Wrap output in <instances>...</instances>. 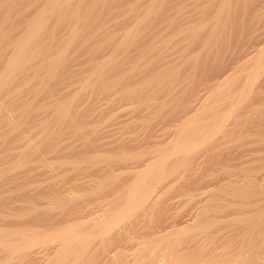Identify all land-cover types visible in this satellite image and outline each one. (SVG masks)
<instances>
[{
	"label": "bare ground",
	"instance_id": "obj_1",
	"mask_svg": "<svg viewBox=\"0 0 264 264\" xmlns=\"http://www.w3.org/2000/svg\"><path fill=\"white\" fill-rule=\"evenodd\" d=\"M122 1L120 4H125L120 9L124 5L127 7L121 10L124 17H121L120 10L118 17L124 18V25L134 17L135 28L123 26L126 28L119 32V29H103L108 24L107 13L112 12L109 0H31L30 10L22 9L26 5L23 0H0V189L4 184L2 181L11 183L7 190L12 193L9 199L13 201L0 196V227H6L4 232L0 230V264H9L11 259L16 260L12 264H87L93 259L99 260L97 264H264V253L259 252L263 248L260 246L262 249L258 248L261 249L258 251L254 245L257 242L255 234H264L261 229L264 228V216H261L264 211H255L257 217L252 212L259 206L261 210L264 205V193L259 192L264 190L263 186L258 185V188L254 183L257 187L253 188L250 178L245 185L248 189L229 183L228 187L219 188L222 191H213L208 190L211 178L201 180L200 175H206L209 166L216 167L217 162L208 164L211 158L209 163H214L213 156L221 160L215 151H219L218 144L225 138L233 137L236 141V144H229L227 139L219 145V153L224 157L219 162L225 165L223 161H227L225 157L228 159L233 149L230 145H241L243 140L250 138L259 144L264 141V0H194V3L188 0V8L187 3L184 6L187 11L193 4L197 7L190 18L185 17L187 11L184 16L180 15L184 11L182 0H177L180 3L151 0L143 11L139 8L144 3L142 0H125L128 4ZM115 3L113 6H117ZM115 8L118 10V6ZM114 9L112 13H115ZM178 11H182L179 18L175 15ZM195 15L201 21L210 20L212 29L205 31V27L202 30L195 26L170 29L179 19L180 22L185 21L184 18L193 19L192 24L196 23ZM109 19L113 20L112 17ZM155 19L167 29H162L158 22L152 24ZM144 23L152 24V28L143 29ZM139 25L141 29L137 28ZM154 25L157 29H153ZM199 26L202 27V23ZM197 46L203 54L199 50L201 54L194 55L189 65V54L193 55ZM80 49L87 51V55L91 51L96 53L84 61L89 65L92 78L79 77L81 85L70 84L76 86L74 95L68 96L65 102H62L63 97L50 99L48 104L53 109L41 113L39 107L44 103L40 106L38 99L48 92L55 94L52 87L63 78L70 56H75ZM82 51L79 53H84ZM186 52L189 58H186ZM187 68H191L192 76L189 78L187 74V80L181 85L179 78ZM92 79L102 94V90L116 87L117 107L110 103L101 108L102 114L107 115L112 110L117 112V108L128 111L130 120L142 121L139 122L141 128L139 123L137 125L140 131L136 136L137 127L132 125L135 123L127 120L130 122L126 121L125 127L128 130L134 128L133 133L131 131L134 136L126 138L124 135L129 134L121 133L126 139L120 136L119 141L97 142L99 127L93 126L94 121L88 118L93 109L89 108L90 105L82 111L76 109ZM135 83L139 84L135 86ZM100 92L96 99L100 98ZM107 92L106 99H114L116 92L113 91L114 97H110L112 91L111 95ZM169 105L171 109L167 108V112L162 110ZM247 112L256 115L249 117L252 122L248 121L249 118H242ZM32 120L38 121L28 128L25 123ZM21 123L26 126L23 131L28 128V139L23 136ZM31 124L29 122L28 126ZM4 125H9L15 133L22 132L20 136L25 140L20 143L21 138L10 137L7 131L9 135L5 134ZM168 125L173 126L172 129H168ZM66 130L81 140L74 148L68 147L73 149L71 151L61 145L62 150L65 146L69 153L66 149V153L60 152L56 145ZM242 137L244 139L240 140ZM250 140L252 147L251 143L256 141ZM214 143L215 146L218 143L214 146L216 150L212 146ZM222 145L226 147V155L221 150ZM227 148H231L229 152ZM51 149L55 150V156H44L45 151L53 152ZM53 158L57 160L55 164L50 160ZM13 159L20 162H17L19 167L27 166L18 171L15 165L19 173L3 168L4 160ZM31 161L39 162L38 173H31ZM56 164L59 171L54 170ZM58 172L62 174L63 182L57 177L62 184L46 178L56 177ZM38 176H44L46 182H37L42 180ZM30 182L39 183L35 191L28 188ZM255 187L259 190H254ZM223 193L230 197L218 201ZM176 194L179 197L189 195L187 204L199 207L193 212L196 214L191 212L190 217L187 215L188 218L181 220V211L171 212L173 208L177 209L172 206L177 201H172L177 198ZM191 204L184 205L183 202L184 212ZM52 205H57L56 211ZM173 205L178 206V203ZM12 212L15 220L7 221ZM230 214H236L237 220L240 219L242 226L239 225L235 235L244 238H239L245 241L243 251L249 249L243 252L244 256L231 257L232 250H228L229 259L224 254L226 245L222 247L225 250H220L226 252L218 258L216 254L207 258L203 249L192 251L194 246H200L198 230L205 232L206 227L215 226L212 231H206L211 238L221 222L219 219ZM23 216L27 217L21 220ZM173 216L175 224L170 225ZM140 222L145 225L141 226ZM246 226L250 230L244 233ZM127 248L132 253H126ZM236 248H239L238 244Z\"/></svg>",
	"mask_w": 264,
	"mask_h": 264
},
{
	"label": "rangeland",
	"instance_id": "obj_2",
	"mask_svg": "<svg viewBox=\"0 0 264 264\" xmlns=\"http://www.w3.org/2000/svg\"><path fill=\"white\" fill-rule=\"evenodd\" d=\"M20 1H22V0H20ZM110 1H111V7L113 8L114 6H115V7L118 6V10H117V8L114 7V8L116 9V10H115V9L113 8L115 13H112V12H113V9H112V8H111V11H112V12L109 13L111 16L107 13L106 16L109 17V18L112 17L113 20H111V19L108 18V19H107V20H108V21H107L108 24H105V25H104L105 27H103V29H106V28H107V29H119V32H120V31H122V30H120V29H125L126 27H128V25H130V26L128 27V29H133V28H135V25H134V17H131V18L126 22V25H124V22H123V19H124V18H121V17H124L123 14H122V11H121V10H123V9L126 8L127 6L124 5L125 7H124V8L122 7L121 9H120V7L123 6V4H125V3H123V1H124V2H126V1H125V0H123V1L120 0V1H122L123 4H120L121 2H120L119 0L116 1V3H115V0H113V3H112V0H109V2H110ZM150 1H151V0H145V1L142 0V2H144L145 4L143 3L139 8L142 9V11H143V9L146 8V6L148 5V3H149ZM176 1H177V0H176ZM176 1L174 0V2H176ZM186 1H187V2H186ZM189 1H190V0H189ZM189 1H188V0H182V3H184V5H181V8L184 7L186 3H187L186 8H188V2H189ZM192 1H193V3H194V0H192ZM177 2H179V1H177ZM24 3H25L26 5L28 4V8H26V5H24ZM114 3L117 4V6H116V5L113 6ZM126 3L128 4V2H126ZM179 3H180V2H179ZM182 3H181V4H182ZM191 3H192V2H191ZM191 3L189 4L190 6L193 4V3H192V4H191ZM31 4H32V3H31V0H30L29 2H28V0L25 1V2H24V0H23V5H24V6L22 7V9H23V10H25V9L30 10L29 7H31ZM145 5H146V6H145ZM24 8H25V9H24ZM31 9H32V7H31ZM183 9H184V11H183ZM183 9H181L183 12H182V11H178L177 14H175V15L178 17L179 12H180V13L182 12V14H180V15L184 16V15H185V12L187 11V9H185V7H184ZM195 9H197V7L194 6V4H193V6H191V8L189 7L188 11L186 12V14H188V15H185V17L190 18V15H192V17H193L194 14H191V13H193ZM119 10L121 11V12H120V13H121V17H120V18L118 17V16H120ZM192 10H193V11H192ZM116 11H117V12H116ZM112 15H113V16L115 15V16L113 17ZM175 15H174L173 17H176ZM107 17H106V18H107ZM195 17H196V15H195ZM114 18H115V19H114ZM178 18H179V17H178ZM187 18H184L186 22L183 21V20L180 22L181 19H179V22L177 23V25H175L173 28L171 27L170 29H174V28H175V29H178V26H180L181 29H183V28L186 29V28H188L187 26H189V27H194V26H195V27H197L196 29H202L203 27H205V31L208 30V29H212L211 25H210V27H209V24H211V22H210V20L208 21V19H203V20L201 21L199 18L197 19V17H196V20H197L196 23L193 21L194 23L192 24L191 21H192L193 19H190V20H189V19H187ZM117 19H119L120 21L117 20ZM121 19H122V20H121ZM175 19H176V18H175ZM132 20H133V21H132ZM188 20H189L190 22H187ZM194 20H195V19H194ZM199 20H200L201 22H200ZM206 20H207L208 22H207ZM112 21H114V22H112ZM115 21H116V22H115ZM118 22H119V23H118ZM128 22H129V23H128ZM132 22H133V23H132ZM157 22L160 24V27H162V25L164 26V24L161 25V21H158V20H156V19L152 22V24H156V25H157V24H158ZM199 22H200V23H199ZM206 22H207V24H206ZM111 23H112V24H111ZM113 23H114L116 26H115ZM120 23H121V24H120ZM131 23H132V24H131ZM190 23L192 24L191 26L189 25ZM198 23H199V24H198ZM201 23H202V27L199 26ZM109 24H110V25H109ZM140 24H141V23H140ZM144 24H145V23H144ZM144 24H142V26H143L142 28H143V29H151V28H152V24L149 25V26L146 25V24L144 25ZM182 24H183V25L185 24V25L183 26ZM107 25H108V27H107ZM181 25H182V27H181ZM114 26H115L116 28H115ZM123 26H126V27L124 28ZM110 27H112V28H110ZM130 27H132V28H130ZM153 27H155V25H154ZM137 28H138V29H141V28H140V25H139ZM158 28H159V26H158ZM153 29H157V27H155V28H153ZM160 29H161V28H160ZM162 29H167V28L162 27ZM203 29H204V28H203ZM203 29H202V30H203ZM195 48H196V47H195ZM195 48H194V51H193V52L191 51V52L193 53V55H190V54H189V57L191 56V59L188 57V54H187L188 52H186V54H187L186 58H189V60H190V61L187 62L189 65H190V62L192 63L191 60L193 59V56H194V55H196V54H201V53L203 52L200 48L198 49V46H197V49H198V50L195 49ZM199 50L201 51V53H200ZM203 50H205V49H203ZM79 51L81 52L82 50H81V49L78 50V52H77L78 54L75 53V54H74L75 56H72V57L70 56V64L68 65V67H67V68L65 69V71L63 72V73H64V74H63V78H64V79L61 78V79H59V80H57V81L55 82V85H54V86H55L57 89H56L54 86H53L54 89H53V87H52V90H53V92H54L55 94H52V93L48 92V93L45 94L44 96L40 97V99H38L40 106H42L43 103H44V105H45V106L43 105L42 107H39V106H38L39 109L41 108V109H40V112H41V113H47V112H49V110L51 111V110L53 109L52 106L48 104L49 101H50V99H53V98H60V99H61V98L63 97V99H62L63 101H62V102H65V101L67 100V98H69L68 96L71 97L72 95H74V94H73V93H74L73 90L75 89L76 86L81 85V82H82V81H81L82 79H80L79 77L82 78L83 76H85V77H87V78H89V77L92 78V76L89 75V74H91V73H90L91 71H90V72L88 71V70H89V65H88V63H86V62H84V61H86V59H87L88 56H89V57H90V56H94V55H96V53L91 51V52H90L91 54L89 53V54L87 55V53H88L87 51H84V50H83L84 53H79ZM83 51H82V52H83ZM195 51H196L197 53H196ZM191 52H190V53H191ZM92 53H93V54H92ZM79 54H80V56H79ZM202 54H203V53H202ZM179 55H180V54H179ZM81 65H82V66H81ZM70 66H71V67H70ZM85 67H86V68H85ZM70 68H71V69H70ZM190 69H191V68H187V71L185 70L184 73H182V76H183V77L180 76L181 78H179V80H180V79H181V80L178 81V82L181 83V85H182V82H183V84L185 83V81H186L187 78H188V77H187L188 75H189V78H191L192 75L190 74V73H191V70H190ZM68 70H69V71H68ZM80 70H81V72H80ZM87 71H88V72H87ZM85 72H87V73H85ZM75 73H77L78 75L75 74ZM70 74H71V75H70ZM84 74H85V75H84ZM187 74H188V75H187ZM88 75H89V76H88ZM64 76H65V77H64ZM76 78H77V79H76ZM78 79H79V80H78ZM182 80H183V81H182ZM72 81H73V83H71ZM78 81H79V82H78ZM64 82H65V83H64ZM68 82H69V83H68ZM124 82H126V80H124ZM61 83H63V86H62ZM66 83H67V84H66ZM94 83L96 84V82H94V80L92 79V82L89 84V87H87L86 89H84V94H85V91H87V92H86V94L84 95V97L81 99V101L78 102V105L76 106V109H79L80 111H82V110L85 109V108L87 109V108H88V107H87L88 105H90L89 108L91 107V108L93 109L91 112H89V117H88V118H89L90 120H93V121H94V122H92V123H93V124H92L93 126H96L97 128L99 127V129H98V130H99V133H98V132H97V133L99 134L100 137H98V141H97V142H107V140H109L110 142H111V141L115 142L117 139H118V141H119V137H120V136H121L120 138H122V139H126V138H128V137H131V136L133 135V134L131 135V131H132V133H133L134 128H132V129L129 128V129H131V130L126 129V127H125V123L130 122V121H131L130 123H135V122H133V119L130 120V119L128 118V116H129V115H128V111L125 110V112H124L123 109H122V111H121V110H120L121 108H120V109L117 108L118 111H117V112L115 111V110H116L115 108H116L117 105H118V104H117V100H116V96H117V95H116L117 92L115 91L116 87H115V86H114V87L112 86L111 88H109L110 90H108V89H107V90H102V91H104V93L102 94V93L100 92V89H101V88L96 87V86L94 85ZM139 83H140V82H139ZM139 83H135V86H136V84L138 85ZM57 84H58V85H57ZM70 84H75L76 86H75V85L72 86V85H70ZM91 85H92V86H91ZM93 85H94L96 88H94ZM69 86L72 87L71 90L69 89V88H70ZM133 86H134V85H133ZM65 88H67V89H65ZM98 88H99V89H98ZM112 88H113L114 90H112ZM97 89H98L99 91H98ZM93 90H94L95 93H93ZM107 91L109 92V94H110V91H112V93H111L112 96H110V97H114V94H115L114 99L112 98L113 101L110 100V99H109V100L106 99V98L108 97V95H105V92H107ZM113 91L116 92V93H114ZM51 92H52V91H51ZM91 92H92V93H91ZM99 92L101 93V94H99V97H100L101 99H100V98H97V99H96V97H98V93H99ZM108 92H107V93H108ZM57 93H59V94H57ZM62 93H63V94H62ZM68 93H69V95H68ZM90 93H91V95H90ZM113 93H114V94H113ZM48 94H49V95H48ZM61 94H62V95H61ZM92 94H93L94 96H93ZM111 94H110V95H111ZM52 95H53L54 97H53ZM55 95H56V96H55ZM103 95H105V96H104V100L102 99V96H103ZM48 96H49V97H48ZM59 96H60V97H59ZM89 96H90V98H91V96H92V98L90 99ZM85 97H86V98H85ZM110 97H109V98H110ZM44 100H45V101H44ZM96 100H97V101H96ZM38 101H37V102H38ZM60 101H61V100H60ZM114 101H115V102H114ZM40 102H41V103H40ZM95 102H96L97 104H96ZM105 102H107L108 104H106ZM112 102H114V103H112ZM86 103H87V104H86ZM90 103H91V104H90ZM104 103H105V104H104ZM110 103H111V105L113 104V106L115 107V108H114V109H115V110H114L115 112H112V111H113V110H112V111L108 112L107 115L102 114L101 108L103 109V108L107 107L108 105H110ZM97 105H98V106L100 105V106L98 107ZM101 105H102L103 107H102ZM48 106H49V107H48ZM83 106H84V107H83ZM43 107H44L45 109H44ZM47 107H48V108H47ZM97 108H98V109H97ZM167 108H170V109H171V105L163 107L162 110L165 111V112H167V110H168ZM42 109H43V110H42ZM45 110H46V111H45ZM120 111L122 112V114L120 113ZM40 112H39V113H40ZM99 112H100V114H98ZM111 112H112V114H111ZM118 112H119V114H121V115H119ZM250 112H251V111H250ZM93 113H94L95 115H94ZM115 113H116V114H115ZM253 113H254V112H252V114H249L248 112H247V113H244L245 115L242 116V118L245 119V118H249V117H251V116H253V117L256 116V115L253 114ZM92 114H93V116H92ZM101 114H102V116H103L104 118H103V117L100 118ZM99 115H100V116H99ZM109 115H110V117H111L112 119H109V118H110ZM115 115H116V119H117V121H116V119H115ZM124 115L127 116V119H125L126 117H125ZM149 115H150V114H149ZM91 116H92V117H91ZM96 116H97V117H96ZM117 116H118V118H117ZM150 116H151V115H150ZM246 116H247V117H246ZM98 117L100 118V120L98 119ZM105 117H107L108 119L105 118ZM119 117H120V118H119ZM129 117H130V116H129ZM253 117H252V118H253ZM92 118H93V119H92ZM114 119H115V120H114ZM118 119H119V121H118ZM253 119L256 120V117L253 118ZM112 120H114V121H112ZM123 120H125V122H124ZM127 120H130V121H127ZM134 120H135V119H134ZM254 120H253V121H254ZM37 121H38V120H35V121H34V120H32V121H28V122H27L28 124H29V122H30V124L33 122V123L31 124V126H30V125L28 126L27 123H25V124H26V126L29 128V127H32V126L34 125V123L36 124ZM126 121H127V122H126ZM136 121L139 123L141 120L139 121V120L136 119ZM248 121H251V122H252V120H251L250 118H249ZM104 122H105V124H104ZM112 122H114V123H112ZM117 122H119V123H120V122H124V123H121V124H122V125H121V124H119V123H117ZM141 122H142V121H141ZM138 123H135V124H132V125H134L135 127H137ZM21 124H22V127L20 128V126H21V125H20L19 128L22 129V131H23V128H26V126H24L25 124H23V123H21ZM102 124H104V125H102ZM113 124H114V126H112ZM123 124H124V126H123ZM110 125H111L113 128H112ZM116 125H117V126H116ZM118 125H119L120 127H119ZM104 126H105V127H104ZM6 127H7V130H5ZM106 127H109V128H106ZM117 127H118V128H117ZM122 127H124V128L121 129ZM139 127L141 128L140 123H139ZM172 127H173V126H171V125H168V126H167L168 129H172ZM28 128H27V129H28ZM3 129H4L5 134H8V133L10 134V135L8 134L10 137H12V136L14 137V136H15L17 139H18V138H21V139H20V143H22L21 141H23V140L26 139V136H27V139H28V138H29V135H30V133L28 132V130L25 129V130H24L25 132L23 131V136L25 137V139H24V137H23V139H22V137L20 136V135H22V132H20L21 134H20V133H15V132H16L15 130H14V132H13V129L10 128L9 125H8V126H7V125H4V128H3ZM125 129H126V130H125ZM135 129L137 130V132H136V131L134 132V135L136 136V135L139 133L140 129H138V127L135 128ZM9 130H11V132H9ZM26 130H27V131H26ZM84 130H85V129H84ZM86 130H88V129H86ZM98 130H97V131H98ZM100 130H102V131H100ZM115 130H116V131H115ZM122 130H124L125 132L122 131ZM138 130H139V131H138ZM6 131H7L8 133H6ZM20 131H21V130H20ZM66 131H67V132H66ZM66 131L63 132L64 135L62 134L61 137L58 138V141H57V144H56V145L58 146L57 149L60 148V149H61L60 152H63V153H66V151H67V153H69V152L71 151V149L74 148L75 146H77V145L80 143V141H81V140L79 139V137H78V136H75L74 134H72L70 130H66ZM12 132H13L14 135H11ZM107 132H108V133H107ZM111 132H112V133L114 132L115 134H114V133L112 134ZM24 133H25V134H24ZM105 133H106L107 135H106ZM110 133H111V135H110ZM118 133H119V134H118ZM121 133H124V134H125V133H128L129 136H128L127 134H126V135L123 134L124 136H127V137L125 138L124 136H122ZM8 135H6V136H8ZM101 135H103V136H101ZM108 135H110L109 138H108ZM117 135H118V137H117ZM134 135H133V136H134ZM252 135H254V134H252ZM252 135H250V137H251ZM59 136H60V135H59ZM64 136H65V138H64ZM111 136L114 137V140H113V139L111 140V138H112ZM243 136H247V135H243ZM254 136H255V135H254ZM254 136H252V137H254ZM247 137L249 138V136H247ZM247 137H245V139H246ZM68 138H69V139H68ZM115 138H116V139H115ZM232 138H233V137H231V139H228V138H227L229 144H232V142H234V140H233L234 138H233V139H232ZM256 138H257V137H256ZM73 139H74V140H73ZM100 139H101V140H100ZM102 139H103V140H102ZM223 139H224V138H223ZM227 139L225 138L224 140L226 141ZM235 139H237V138L235 137ZM238 139H239V138H238ZM242 139H244V138H243V137L240 138V140H242ZM250 139H251V138H250ZM250 139H249V140H250ZM252 139H253V140H252ZM252 139H251L252 142H254V141L257 142V143H256V142H255V143H251V142H250L251 144H253L252 147H250L251 145H249V140H248V139H247L248 141L243 140L244 143L242 142L243 144H241V145L238 143L237 145H234V144H233V146H231V145L229 146V144H227V142H226V143H225V144H227L226 147H228V146L231 147V148L233 147V149H231V148H227V151H228L229 149H231L233 152L230 150L229 158L227 159V157H225V158H226L225 160L228 161V164H227V161H223V162H225L226 165L223 164L222 162H221V164H220V162H219V161L222 160V158H224V157L222 156L223 153H222L221 155H220V153H219L220 148H221V147H219V145L222 144V141H224V140H222V138H221L222 141L219 139V140L221 141V143H220V141H219L220 144L217 143V144H218V149H219V151H218V152L215 151V155L218 153L219 155H218V154H217V155H218L219 157H220V156L222 157L221 160H220L219 158L215 157V156H213V159H214V160H212L214 163H209L210 160H211L212 158L209 160L208 164H215L216 162H217V163L215 164V165H216L215 168H214V166H212V165H211L212 167H211V166H209V168L206 167V169L208 168V172H207L206 169H203L204 171L206 170L205 172H207V173H205V174H206L207 176L204 175V173L202 174L201 171L199 170V174L201 173L200 175H202V176H201V180H204V179L208 180L209 178H211L210 180H208L209 183H210V181H211V183H212V184L210 183L211 185L209 184L210 187H208V190H213V191H214V189H215V191H216V190H217V191H222V190H220V189H221L222 187H223V188H224V187H228L227 185H229V183H230V186H231V184H232V185H233V184H236V185L238 184V187H239V185H241V188H243L245 185H247L248 180H249L250 178H251V181H250V182L253 183V184H251V185L253 186V188H254V186H256V185H257V186L259 185L260 187L263 186L262 188L264 189V159H263V158H264V150H263V148H264V141H263V142L260 141V144H259V143H258L259 141H257V140L254 139V138H252ZM59 140H61V141H59ZM69 140H70V141H69ZM240 140H238L237 142H239ZM251 140H250V141H251ZM62 141H63V142H62ZM118 141H117V142H118ZM17 142L19 143V140H18ZM58 142H60V143L58 144ZM74 142H75V143H74ZM77 142H79V143L77 144ZM216 142H217V141H216ZM216 142H215V143H216ZM235 142H236V141H235ZM235 142H234V143H235ZM245 142H247V144H248L249 146L247 145V147H245V144H246ZM71 143H72V144H71ZM215 143L212 145L214 150H216L215 147L217 146V144H216V146H215ZM67 144H68V145H67ZM74 144H75V145H74ZM235 144H236V143H235ZM254 144H255V145H254ZM256 144H259V145H258L257 147H255ZM59 145H60V146H59ZM61 145H66V148H67V149H70V151L67 150V149L65 148V146H64V149L62 150L61 147H63V146H61ZM71 145H72V146H71ZM239 145H240V146H239ZM214 146H215V147H214ZM222 146H223V147H222L221 150H223V151H224V149L226 150V147H224V145H222ZM68 147H72V148H68ZM254 147H255V148H254ZM260 147H262V148H261L262 150H259ZM246 148H247V149L249 148V149H248L249 151H248ZM253 148H254V149H253ZM57 149L55 148V150H57ZM65 149H66V151H65ZM251 149H253L254 151L251 150ZM51 150H52V149H51ZM55 150H52L53 152H51V153L49 152V150H48V151H45L44 153H45L46 155H44V153H43V155L46 156V157H48V155H49V157H51L52 155L55 156V153H54ZM72 150H73V149H72ZM214 150H213V151H214ZM240 150L242 151V153H241ZM256 150H257V151H256ZM64 151H65V152H64ZM223 151H222V152H223ZM250 151H253V153L250 152ZM224 152H225V151H224ZM228 152H229V151H228ZM249 152H250V153H249ZM233 153H234V154H233ZM224 154L226 155V152H225ZM225 155H224V156H225ZM232 155H233V157H232ZM227 156H228V155H227ZM257 156H258V157H259V156H262L263 158H260V157L258 158ZM255 157H257V159H260V160H257ZM215 158H216L218 161H217ZM245 158H246V159H245ZM231 159H232V160H231ZM50 160H52V161L54 162V164L57 162V160H54V158H53V159H50ZM215 160H216V161H215ZM8 161H9V162H8ZM52 161H49V162H51V163L53 164ZM55 161H56V162H55ZM229 161H230V162H229ZM238 161H239V162H238ZM240 161H241V162H240ZM258 161H259V162H258ZM4 162H5V163H4ZM12 162H13V163H12ZM14 162L17 163V162H19V161H17V159H13V160H4V161L2 162V166H3V168L8 169L10 172H11V170H14L13 173H19L18 171H22V169H24L25 166H27V165H24V166H20V167H19V166H18L19 164H18V163L16 164V163H14ZM33 162H34V161H31V162L29 163L30 165H33V170L31 171V173L34 174V172H36V171H37L36 173H38V169H39V168H38V165H39V162H38V161H35L34 163H33ZM244 162H245V163H244ZM256 162H257V163H256ZM19 163H20V162H19ZM261 163H262V164H261ZM7 164H8V165H7ZM11 164H12V165H11ZM13 164H14V165H13ZM15 165L18 166V168H19L18 171L16 170V169H17V168H16L17 166H15ZM35 165H36V166H35ZM221 165H222V166H221ZM224 165H225V166H224ZM55 166H56L57 168L54 169V170L59 171L58 164H56ZM206 166H207V165H206ZM9 167H10V168H9ZM12 167H13V168H12ZM15 168H16V169H15ZM200 168H201V167H199V169H200ZM203 168H204V167H203ZM216 168H217V169H216ZM221 168H222V169H221ZM259 168H260V169H259ZM195 170H196V169H195ZM203 170H202V171H203ZM210 170H211V171L213 170V171L211 172ZM9 171H8V173H9V174H12V173H10ZM33 171H34V172H33ZM197 171H198V169H197ZM197 171H196V172H197ZM53 172H55V171H53ZM217 172H218V173H217ZM221 172H222V173H221ZM210 173H211V174H210ZM56 174H57V172H56ZM214 174H215V175H214ZM210 175H211V176H210ZM224 175H225V176H224ZM228 175H229V176H228ZM55 176H56V175H55ZM58 176H59L60 181L62 180L61 182H63V178H61V177H62V174L60 175V172H58V175H57L56 177L53 176V177L50 178V179H49L48 177H46V178H47L48 180H51V179L54 180V183H55V181H56V184L59 185V183H61V182H60L59 179L57 178ZM203 176H206L207 178H204ZM212 176H214V177H212ZM218 176H219V177H218ZM40 177H41V176H38L37 178L39 179ZM44 178H45V177L43 176L42 178H40V179H42V180H39V181H37V182H39V183L41 182V184H44V182H46V181H44ZM55 178H57L58 180H55ZM212 178H213V179H212ZM214 178H215V179H214ZM244 178H245V179H244ZM216 179H217V180H216ZM231 179H232V180H231ZM48 180H47V181H48ZM52 180H51V181H52ZM206 180H205V181H206ZM261 180H262V181H261ZM57 181H58V183H57ZM233 181H234V182H233ZM245 181H246V182H245ZM48 182H49V181H48ZM239 182H240V183H239ZM244 182H245L246 184H244ZM1 183H2V184L4 183V184L1 186L2 188H1L0 190H1V193H2V194H0V196L3 195V196H1L2 198H4V199H6L7 201L11 202L12 200L9 199V198H12V193L8 192V191H10V190H7L8 186H9L11 183L9 184L7 181H2ZM39 183H36V182H35V183H32V184H31V182H30V183L28 184V186H29L28 188H29L30 190H34V189L36 190V187H37V185H38ZM52 183H53V182H52ZM215 183H216L217 185H216ZM219 183H220V185H219ZM254 183H256V185H254ZM45 184H47V183H45ZM61 184H62V183H61ZM214 184H215V185H214ZM224 184H225V185H224ZM243 184H244V185H243ZM260 184H261V185H260ZM31 185H32V186H31ZM248 185H250V184H248ZM257 186H256V187H257ZM259 186H258V188H260ZM245 187H246V186H245ZM245 187H244V188H245ZM249 187H251V186H249ZM256 187H255L254 190L258 191L259 189L257 190ZM219 188H220V189H219ZM223 188H222V189H223ZM246 188H247V187H246ZM228 189H229V188H228ZM247 189H248V188H247ZM35 190H34V191H35ZM226 190H227V189H226ZM204 191H205V190H203V192H204ZM224 191H225V189H224ZM260 191H263V192H261V193H264V190L260 189L259 192H260ZM3 192H4V193H3ZM11 192H12V191H11ZM32 192H33V191H32ZM195 192L198 193V191H195ZM199 192H200V191H199ZM13 193H14V192H13ZM208 193L210 194L209 191H208ZM13 195H14V194H13ZM176 195H177V198L175 197L172 201L174 202L175 199H177V201L174 202L173 204L178 203V206H177V205L174 206V205L172 204V206L175 207V208H177V209L175 210L172 206H170V208H173V211H171L172 209H171V210L169 209L171 212L176 211L177 213H178V212L180 213V211H181V213H182V210H183V213H184V214L186 213V214H185V215H183V213H182V214H181V213L179 214V215H181L180 217L183 216L182 218H184V219L181 218V220H185V218L190 217V215H191L190 213H191V212H192V214H196V213H193V212H197V210H198V208H199L197 204H196V205H192V204L190 203L191 206H190V207L188 206L189 208H187V209H186V207H185V209H186L187 212H186V211L184 212V208H183V206H184V205H190L189 203L187 204V202H188L189 199H190V196H189V195L185 194V196H184V195L182 196L183 198H182L181 196L179 197L178 194H176ZM186 195H187L188 197H187ZM199 195L202 196L201 193H200ZM203 195H206V194H203ZM222 195H223V196H222ZM222 195L220 196V198L218 199V201H219V200H222V199H223V201H224L225 199H227V198L230 197L229 194H227V193H226V194L223 193ZM208 196H209V195H208ZM178 197H179V198H182L181 202H178V199H179ZM223 197H226V198H223ZM187 199H188V200H187ZM179 200H180V199H179ZM185 200H187V201H185ZM12 202H13V201H12ZM183 202H184V205H183ZM220 202H222V201H220ZM11 204H12V203L8 204L9 207L12 206ZM16 204H17V203H16ZM100 204H101V203H100ZM100 204H99V205H100ZM10 205H11V206H10ZM101 205H102V204H101ZM56 206H57V205H56ZM56 206L52 205V207H54V210H55V211H56V209H57ZM176 206H177V207H176ZM192 206H194L195 208H194V207L192 208ZM182 208H183V209H182ZM191 208H192V209H191ZM259 208H260V206H259ZM259 208H258V210H256V208H255V210L252 211L254 217H257V214H256L255 211H264V205H262V209H263V210H262V209L260 210ZM59 209H60V208H58V210H59ZM180 209H181V210H180ZM189 209H190V210H189ZM195 209H196V210H195ZM7 210H8V209H7ZM7 210H6V211H7ZM170 211L168 212L169 214H170ZM22 212H23V211H22ZM22 212H21V214H22ZM26 212H27V211H25V213H26ZM176 212H174V214H175ZM13 213H14V212H12V216H11V214L9 215L10 217H13L12 219H11V218L8 216V214H7V216H8V217L6 216V217H7V218H6L7 221H8L9 219H10V222H12V221L15 220V218H14V216H15L14 214H15V213H14V214H13ZM25 213H23V214H25ZM260 213H261V212H259L258 216L260 215ZM263 214H264V212H263ZM263 214H261V216H264ZM187 215H188V217H185V216H187ZM250 215H252L251 212H250ZM253 215H252V216H253ZM21 216H22V215H21ZM235 216H236V217H235ZM26 217H27V216H25V217L23 216V218L21 217V218H22L21 220L25 219ZM231 217H232V218H231ZM237 217H238V215H236V214H230V215H227V216L222 217V219L220 218L219 220H220L221 222L219 223V225H217L218 228H217V226H216V230H217V231L214 230V232L216 231V232L213 234V235H214V238L212 237L213 235H211V238H210V237L208 238V232H206V231H212V229H215V226H213V228H212V226L209 227V228L206 227L207 229L204 228V229H205V232H204L203 229H200L201 231L198 230L197 232H198V233L200 232V235L198 234V236H201V237H200V240H201V241H199V242L203 245V247H202V245H201L199 242H197V243H199L198 245H200V246H198V247L194 246V249H192V251H194V252H198V251H200L201 249H203L204 251H202V252H203L204 255H207V258H209V257H208L209 255H212V257H213V254H214V255L216 254L215 257L218 258V255L223 254L224 252H226V251L221 252V251L225 250V249H222V247H224V246L226 245V247H227V248H226L227 252L224 253V254H226V256L229 257V259H230V255H231V257H235V255H238V254H241L242 256H244V255H243V252H246V251H248L249 249L247 250V248H248V247H247V248H245L246 251H245V250L243 251V248H244L243 245L245 244V241H241V240L244 239V238H243L242 236L238 237V236L235 235V232L238 230L239 225L242 226V225H241V222H240V224H239V220H240V219L237 220ZM19 218H20V217H19ZM235 218H236V219H235ZM171 219H174V216L171 217ZM225 219H226V220H225ZM231 219H232V220H231ZM234 219H235V220H234ZM263 219H264V217H263ZM6 220H5V221H6ZM7 221H6V223H7ZM172 221H173V222H172ZM172 221H171V222L169 221L170 225L175 224V219L172 220ZM223 221H224V222H223ZM235 221H236V222H235ZM10 222H9V223H10ZM237 222H238V223H237ZM143 223H144V222H142V223L140 222V225H141V226H142V225L144 226L145 223H144V224H143ZM120 224H121V223H120ZM122 224H123V223H122ZM230 224H231V226H229ZM237 224H238V225H237ZM235 225H236V226H235ZM220 226H221V227H220ZM237 226H238V227H237ZM233 227H234V228H233ZM246 227H247V228H246ZM246 227L244 228L245 230H243L244 233H246V232H248V231L250 230V229H249L250 227H248V226H246ZM7 228H9V227H7ZM211 228H212V229H211ZM220 228H221L222 230H221ZM4 229H6V227H0V230H3V232H4ZM229 229H230V230H229ZM247 229H248V230H247ZM261 229H264V228H261ZM202 231H203L204 233H203ZM219 231H220V234H219ZM259 231H260V229H259ZM262 231H263V230H262ZM1 232H2V231H1ZM5 232H6V230H5ZM222 232H223V233H222ZM228 232H229V233H228ZM257 232H258V231H257ZM263 232H264V231H263ZM231 233H232L233 236L231 235ZM0 234H1V233H0ZM204 234H205V236H204ZM227 234H228V235H227ZM254 234H255V233H254ZM261 234H263V233H262V232H261V233L258 232V235L255 234V236H257V237H256L257 242H256L254 245L257 246V250H258V248H261V247H262L263 249L261 248L262 250L259 249V250H261V251H259V250H258V251L261 252V253L263 254V253H264V244H263V243H264V237H263L264 234H263V235H261ZM222 235H224V236L227 237V238H225V237L222 236ZM230 236H231V239H230ZM259 236H260V237H259ZM228 237H229V238H228ZM232 237H234V238L237 237V238H235L236 240L239 239V238H241V240L239 239L241 242H240V241L238 242V240L235 241V239L232 238ZM262 237H263V238H262ZM220 238L222 239L223 242L221 241ZM224 238H225V239H224ZM229 239H230V240H229ZM233 239H234V240H233ZM232 240H233V241H232ZM203 241H204V242H203ZM229 241H231V242H230L231 244L229 243ZM215 242H216V243H215ZM237 242H238V243H237ZM222 243H223V244H222ZM226 243H228L229 246H228ZM207 244H208V245H207ZM219 244H220V245H219ZM234 244H235V245H234ZM237 244H238V247H239V248H236V247H237ZM239 244H242V246L239 245ZM262 244H263V245H262ZM222 245H223V246H222ZM219 246H220V248H219ZM234 246H236V247H235V249L233 250ZM258 246H259V247H258ZM260 246H261V247H260ZM113 247H114V245H113ZM216 247H217V248H216ZM245 247H246V246H245ZM191 248H193V246H192ZM218 248H219V249H218ZM236 249H237V251H236ZM253 249H255V248L253 247ZM253 249H252V250H253ZM209 250H210V251H209ZM216 250H217V252H216ZM218 250H219V251H218ZM220 250H221V251H220ZM228 250H229V251L232 250V252L230 251V253H231L230 255L228 254V253H229ZM126 251H127V252H126ZM208 251H209L210 253H209ZM214 251H215V252H214ZM125 252L130 254V253H132V250L130 251L129 248H127V249H125ZM218 252H219V253H218ZM205 253H206V254H205ZM207 253H208V254H207ZM227 254H228V255H227ZM259 254H260V253H259ZM262 254H261V256H262ZM245 255H246V254H245ZM224 256H225V255H224ZM263 256H264V255H263ZM128 258H129V257H128ZM207 258H206V256H205V259H207ZM13 260H15V259H13ZM13 260L11 259V260L9 261V264H10L11 262H12V263H15V262H16V260H15V261H13ZM97 260H98V259H93V260H91V261H90L89 263H87V264H92V263L94 264L95 262H96L95 264H97ZM98 261H99V260H98ZM12 263H11V264H12ZM77 264H81V263L78 262Z\"/></svg>",
	"mask_w": 264,
	"mask_h": 264
}]
</instances>
